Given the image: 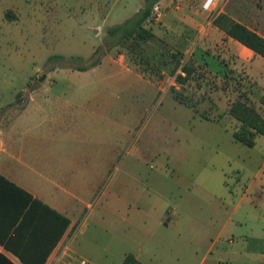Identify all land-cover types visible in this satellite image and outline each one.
I'll return each instance as SVG.
<instances>
[{
    "label": "rangeland",
    "instance_id": "1",
    "mask_svg": "<svg viewBox=\"0 0 264 264\" xmlns=\"http://www.w3.org/2000/svg\"><path fill=\"white\" fill-rule=\"evenodd\" d=\"M141 3L0 0V112L35 90L97 92L94 105L115 109V161L87 198L72 255L61 264H123L130 253L155 254V264H195L192 254L264 264V136L253 148L236 142L227 115L241 84L230 75L219 80L165 40L117 44L108 28L133 17ZM146 24L152 30L161 23ZM53 55L66 59L49 60ZM93 56L123 66L78 71L71 60ZM178 61L195 68L185 84L173 73Z\"/></svg>",
    "mask_w": 264,
    "mask_h": 264
},
{
    "label": "crops",
    "instance_id": "2",
    "mask_svg": "<svg viewBox=\"0 0 264 264\" xmlns=\"http://www.w3.org/2000/svg\"><path fill=\"white\" fill-rule=\"evenodd\" d=\"M204 2L161 0L164 17L154 21L161 24L152 33L219 80L233 76L232 82L241 84L243 93L237 99L243 95L264 112L260 104L264 58L214 24L218 15L226 14L264 38V0H222L210 12H203ZM105 64L123 66L111 56L99 67ZM127 71L131 72L128 67ZM134 75L146 81L143 75ZM103 79L113 78L105 75ZM100 94L35 90L19 94L22 100L15 107L0 112V264H25L21 256L42 259L45 254L44 264H61L68 253L72 255L70 244L84 204L99 180L109 176L116 156L111 145L117 128L115 109L94 105L92 100ZM234 121L235 131L240 123ZM251 185L245 186V193ZM158 221L169 223L165 217ZM133 255L144 264H155V254ZM192 255L195 264L225 260V254H217L216 259L212 254Z\"/></svg>",
    "mask_w": 264,
    "mask_h": 264
},
{
    "label": "trees",
    "instance_id": "3",
    "mask_svg": "<svg viewBox=\"0 0 264 264\" xmlns=\"http://www.w3.org/2000/svg\"><path fill=\"white\" fill-rule=\"evenodd\" d=\"M161 0H145L144 7L137 12L133 17L127 19L125 22L112 26L108 28L107 34L110 38H116V43L121 44L126 41L136 40L137 44H143L156 39V36L152 33L151 30L146 28V23L151 17L152 10L158 2ZM214 24L219 29L223 30L229 37L238 41L245 47L249 48L256 54L264 58V38L257 34L255 31L249 29L245 25L233 21L228 15L220 14L214 19ZM100 49H97L94 53V56L99 54ZM182 55V54H181ZM90 60L88 63L82 57H72L76 64H79L76 70L78 71H87L93 69L96 66L100 65L102 59L96 58ZM173 58H177L176 54H173ZM66 57L62 55H53L49 60H65ZM85 65H82V64ZM81 65V66H80ZM181 62L178 61V64L173 71L175 74ZM183 70L186 72V76H177L176 79L179 83H187L191 77L194 75L195 68L192 64H184ZM261 106L264 108V95L260 100ZM228 115L236 119L240 125L237 130L232 134L233 139L247 147H254L256 144V138L259 135L264 136V116L263 114L245 98L241 95L238 99L233 101L228 106ZM206 120H209L208 117H205ZM219 122V118L216 119ZM69 222V221H68ZM48 254L41 259L35 257L32 259H26L21 256V260L25 264H44ZM124 264H144L136 258L133 254L126 255L124 259Z\"/></svg>",
    "mask_w": 264,
    "mask_h": 264
},
{
    "label": "built area",
    "instance_id": "4",
    "mask_svg": "<svg viewBox=\"0 0 264 264\" xmlns=\"http://www.w3.org/2000/svg\"><path fill=\"white\" fill-rule=\"evenodd\" d=\"M220 1L222 0H205V2L202 5L203 12H210ZM163 17H164V11L158 2L157 4H155L152 10L151 17L149 18L148 22H152V21L160 22L163 19ZM183 65L184 63L181 62V66L176 72L177 76L178 75L182 77L186 76V72L183 70ZM69 264H72V263H69ZM78 264H86V261L80 260Z\"/></svg>",
    "mask_w": 264,
    "mask_h": 264
}]
</instances>
